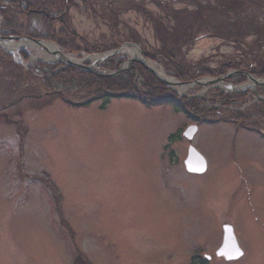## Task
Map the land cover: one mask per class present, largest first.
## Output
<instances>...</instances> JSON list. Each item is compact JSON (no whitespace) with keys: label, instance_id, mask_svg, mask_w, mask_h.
I'll use <instances>...</instances> for the list:
<instances>
[{"label":"rangeland","instance_id":"obj_1","mask_svg":"<svg viewBox=\"0 0 264 264\" xmlns=\"http://www.w3.org/2000/svg\"><path fill=\"white\" fill-rule=\"evenodd\" d=\"M44 1L50 20L22 17L4 2L0 27L16 18L47 36L54 22L61 41L83 50L60 48L75 60L140 43L158 53L163 67L172 58L195 73L219 71L225 62L250 60L233 41L199 33L190 43L169 27L161 34L167 39L164 58L144 11L173 22L170 9L197 11L204 4L203 22L210 19L218 28L233 19L245 33L264 25V0H245L240 10L220 0L218 15L209 6L218 0ZM0 45L20 63L0 60V264H74L79 254L90 264H189V253L198 250L211 255L209 264H264V87L258 82L236 77L218 88L204 78L205 85L187 90L170 87L178 103L195 101L191 117L170 105L147 108L127 99L104 110L99 103L79 108L93 92L80 77L69 83L37 66L50 63L34 45ZM110 66L92 70L111 74ZM230 84L236 91L225 89ZM197 116L203 125L190 143L182 133L200 124ZM190 146L208 161L203 175L184 168ZM224 224L235 230L245 252L241 260L217 261Z\"/></svg>","mask_w":264,"mask_h":264},{"label":"trees","instance_id":"obj_2","mask_svg":"<svg viewBox=\"0 0 264 264\" xmlns=\"http://www.w3.org/2000/svg\"><path fill=\"white\" fill-rule=\"evenodd\" d=\"M69 2V0H61V2ZM245 0H240V3L238 0H231V4H235L233 7L236 10H240V8H243V2ZM4 2L11 3L10 5L14 8L16 11L21 13V16H26L27 18H43L44 20L48 19L50 20V13L44 12L43 9L45 7V1L44 0H1L0 1V13L3 12V5ZM213 2L209 3V6L213 8L215 14L218 15L221 8V2L220 0L217 1V4H212ZM252 1L249 4V6L252 5ZM206 6L204 4H201V6L198 7L197 11H188L183 9H176L168 12V16L172 18L173 22L165 16L162 17H156L154 13H152L149 10L144 11V15L147 20H150V22L153 24V29L156 30L157 33V39H159L164 49L162 52L164 53V58L167 57L168 50H165L166 47V40L161 35L162 33L166 34L167 27L171 28L174 32L173 35H175V38H181V39H188L190 43L195 42L197 39H199L198 34L202 33L203 36L206 37H218L223 38L227 41H233L236 43V45L239 47V49L243 50V53L247 59L250 60L248 64H246L245 60L242 62H225L221 65L220 70L213 71L209 69H203L200 68L198 70V73H195L191 70L184 69L180 65H176L177 63H174L171 58L170 65H164L165 70L168 71L171 75H173L175 78L181 81L190 82L194 80H198L201 77H222V75L233 71L234 69L237 70H246L253 75H257L259 77H264V25L261 26L259 29L255 28L253 24V20L249 21L251 23L250 30L252 28H255L254 31H250L248 33H245L242 29L243 27L239 26V21H235V19L230 20L232 24L230 26L226 27L224 26L223 29L221 27L227 23L223 22L224 24H221L220 27H216L212 24L211 20H206V22H203V18L201 16V13L203 12ZM231 8V9H233ZM208 10V9H207ZM182 16H185L182 18ZM185 19V20H184ZM246 19V18H243ZM9 25L0 27V34L2 36H30L34 39L39 38L43 40H50L56 44H60L62 47L65 48L66 51H72L76 53H80V51H83L82 49H79L75 46H68L66 43L67 40L64 42L61 41V38L63 36H56V34L52 31V28L55 27V23L52 22L51 24H48L47 26V36H42L40 34H35L30 32L26 27H24L19 19H10ZM201 21V24H200ZM246 22V21H245ZM253 24V25H252ZM224 28H227V30H224ZM242 28V29H240ZM183 35V37L181 35ZM249 36H254V40L251 44H249L246 39ZM140 44V43H139ZM115 47H118L115 46ZM87 50V49H86ZM111 49L103 50V51H110ZM172 53L175 55L174 49H170ZM144 55L149 58L151 61H157L160 64L161 59L158 56V53H150L144 50ZM87 53H90L86 51ZM21 56L27 57L26 53L21 51ZM92 54V53H91ZM161 54V53H160ZM159 54V55H160ZM176 56V55H175ZM6 60L9 62V64L14 65L15 67H19L20 64L15 62L14 57L9 52L3 51L0 48V60ZM124 62L118 61L117 58H113L112 60L107 61L105 64L112 65V71L117 70L120 68V66ZM256 64V69H252V65ZM37 66H41L45 70H49V68L53 69L51 72V75L55 78H61L63 80H66L67 82L71 83L72 80L80 77L82 80V84L87 87L88 91H92L89 100L84 101V103L79 108L83 107H89L93 103H99L101 104L100 107L102 110L107 108V105L111 103V101L117 100H131L134 102H139L140 104L144 105L145 107H158V106H172L176 113L185 114L188 117H191L193 113H191V104L195 103L194 100L184 102V103H178L175 100L174 97H168V93L170 92V89L166 88L162 82L157 80L151 73L147 72L143 66L140 64L135 63L132 69L124 71L121 75L111 78L108 76H101L95 73H89V72H83L78 71L72 67L70 68H63L62 70H59V72H56L57 66L53 65H45L43 63H38ZM36 68V67H35ZM81 73V74H80ZM59 75V76H58ZM80 80V81H81ZM138 80L141 81V89H138L137 82ZM144 90V91H143ZM168 93H167V92ZM166 92V93H165ZM144 93V94H143ZM173 96V95H171ZM196 105V104H195ZM197 118L200 120V123L204 121V118H200L197 116ZM237 121H243L242 117H238ZM74 264H90L87 262V260L83 257L82 254H79V257L76 259Z\"/></svg>","mask_w":264,"mask_h":264},{"label":"water","instance_id":"obj_3","mask_svg":"<svg viewBox=\"0 0 264 264\" xmlns=\"http://www.w3.org/2000/svg\"><path fill=\"white\" fill-rule=\"evenodd\" d=\"M22 41V42H30L31 44L33 45H41L42 44V41L38 40V39H33L31 37H18V36H15V37H6V36H0V43H7V42H11V41ZM127 46H123V48H126ZM115 50L113 51V53H107V54H104L101 58V60L99 61H105L111 57H113L114 55H117L120 53L121 50ZM143 60V61H142ZM142 60H139V59H130L128 62L130 63V65H132L134 62H138L140 64H142L149 72H151L154 76L157 77L156 75V72H154L152 69H150L147 65H145L144 63V58ZM85 59H81L80 60V63L81 62H84ZM65 63V62H64ZM65 65L67 66H73V67H76L78 69H84L86 71H92V68L95 67V64L92 63L91 66H87V65H84V64H77V63H74L72 61H70L69 63L66 62ZM124 70H126V67H121L118 71L114 72L113 74H110L108 75L109 77H114V76H118L119 74H121V72H124ZM233 75H242V76H246L247 78H249L251 81L253 82H258L260 86L264 87V83H262V81L264 80H259L258 78H256L255 76H251L250 74L248 73H242V72H233L231 74H228L227 76L225 77H222L220 79H213L211 80V82H209L208 85H216V84H225V80L227 78H230V77H233ZM159 81L162 82L165 86H188L190 84H194V85H201V84H204L201 81H197V82H194V83H190V84H186L184 82H177V83H174L172 84L171 82H166V81H163L161 80L159 77H158ZM205 85V84H204ZM231 87V86H230ZM232 89L234 88L231 87ZM198 132V127L197 126H192L191 128H189L185 133V137L189 140V141H192V139L195 137V134ZM185 165H186V168L187 170L190 172V173H198V174H204L205 171L207 170V162L205 160V158L203 156H201L194 147H192L189 151V155H188V159L187 161L185 162ZM224 231H225V236H224V244L223 246L219 249V251L217 252L218 254V257H224L227 261H230V260H236V259H239L241 258V256L243 255V252L240 250L239 248V244H238V241H236V236H235V233H234V230L231 226H225L224 227Z\"/></svg>","mask_w":264,"mask_h":264},{"label":"bare ground","instance_id":"obj_4","mask_svg":"<svg viewBox=\"0 0 264 264\" xmlns=\"http://www.w3.org/2000/svg\"><path fill=\"white\" fill-rule=\"evenodd\" d=\"M22 44L24 46L26 45H30L31 43L26 41V42H22ZM32 45V44H31ZM35 46V45H34ZM14 46H12L13 48ZM35 47H38L40 48L41 50V53L45 55V52H46V62L48 63H59V62H74V63H77V64H80L79 62H77L75 60V58H72V57H67L65 56L59 48H57L56 46L52 45V44H41V45H37ZM128 54L132 55V56H136L138 53L137 51L134 49V50H131V49H127L126 50ZM101 58L100 57H97V56H91V58H85V62H92L93 64L96 63L97 61H99ZM145 65H147L150 69H152L154 72H156V75L162 79L163 81H166V82H171L172 84L176 83L173 79H170L169 76L166 75V73L159 69L158 66L156 67L154 64H152V62L150 61H147L145 60L144 61ZM204 84H206L205 82H203ZM193 86V85H192ZM191 87L190 86H183L182 90H187ZM225 89H228L227 87Z\"/></svg>","mask_w":264,"mask_h":264},{"label":"flooded vegetation","instance_id":"obj_5","mask_svg":"<svg viewBox=\"0 0 264 264\" xmlns=\"http://www.w3.org/2000/svg\"><path fill=\"white\" fill-rule=\"evenodd\" d=\"M229 225V224H228ZM219 250V249H218ZM217 250V251H218ZM216 251V252H217ZM189 264H209V262H212L213 261V258H209L207 259V257L209 256L205 251H201V250H198L197 253H194V252H190L189 253ZM217 254V253H216ZM211 256V255H210ZM224 261V262H227L225 261L223 258L219 257V259L217 258V261ZM229 263V262H227Z\"/></svg>","mask_w":264,"mask_h":264}]
</instances>
